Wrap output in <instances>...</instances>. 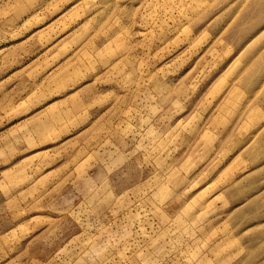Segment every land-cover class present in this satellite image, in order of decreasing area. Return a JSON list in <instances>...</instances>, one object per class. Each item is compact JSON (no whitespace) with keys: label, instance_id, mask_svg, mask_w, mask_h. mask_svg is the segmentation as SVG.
<instances>
[{"label":"rangeland","instance_id":"1","mask_svg":"<svg viewBox=\"0 0 264 264\" xmlns=\"http://www.w3.org/2000/svg\"><path fill=\"white\" fill-rule=\"evenodd\" d=\"M261 27L264 0H0V264H245L206 230L209 118Z\"/></svg>","mask_w":264,"mask_h":264},{"label":"crops","instance_id":"2","mask_svg":"<svg viewBox=\"0 0 264 264\" xmlns=\"http://www.w3.org/2000/svg\"><path fill=\"white\" fill-rule=\"evenodd\" d=\"M261 29L249 30L243 48L245 54L236 60L241 70L237 69L236 75H231L229 70L230 85L216 96L214 113L209 118V128L215 131L216 149L226 158L218 176L221 204L215 206L221 213L206 230L212 232L220 246L224 245L223 252L228 251L222 257L245 260V264H264V40L259 39L264 32H259Z\"/></svg>","mask_w":264,"mask_h":264},{"label":"bare ground","instance_id":"3","mask_svg":"<svg viewBox=\"0 0 264 264\" xmlns=\"http://www.w3.org/2000/svg\"><path fill=\"white\" fill-rule=\"evenodd\" d=\"M223 247V245L221 246V248Z\"/></svg>","mask_w":264,"mask_h":264}]
</instances>
